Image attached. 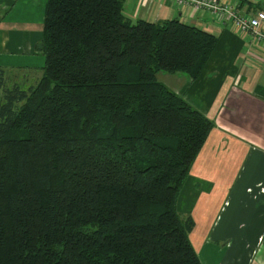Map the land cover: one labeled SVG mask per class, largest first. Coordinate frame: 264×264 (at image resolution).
<instances>
[{
    "label": "trees",
    "instance_id": "obj_1",
    "mask_svg": "<svg viewBox=\"0 0 264 264\" xmlns=\"http://www.w3.org/2000/svg\"><path fill=\"white\" fill-rule=\"evenodd\" d=\"M123 0H46L40 75L0 67V264H201L179 191L212 120L156 79L217 37Z\"/></svg>",
    "mask_w": 264,
    "mask_h": 264
},
{
    "label": "crops",
    "instance_id": "obj_2",
    "mask_svg": "<svg viewBox=\"0 0 264 264\" xmlns=\"http://www.w3.org/2000/svg\"><path fill=\"white\" fill-rule=\"evenodd\" d=\"M215 1L239 12L264 9V0ZM45 2L0 0V67L5 72L42 66L35 45ZM122 6L133 19L177 18L217 37L195 80L175 73L161 81L213 122L179 191L177 209L193 221L188 238L201 264H264V177L246 194L251 204L242 205L232 194L238 188L234 184L254 172L255 157L264 174V45L251 43L246 33L205 10L178 9L163 0H123Z\"/></svg>",
    "mask_w": 264,
    "mask_h": 264
},
{
    "label": "built area",
    "instance_id": "obj_3",
    "mask_svg": "<svg viewBox=\"0 0 264 264\" xmlns=\"http://www.w3.org/2000/svg\"><path fill=\"white\" fill-rule=\"evenodd\" d=\"M175 8L190 11H208L217 21H229L235 32L246 33L251 43L264 45V9L253 12H239L232 5L215 0H163Z\"/></svg>",
    "mask_w": 264,
    "mask_h": 264
},
{
    "label": "rangeland",
    "instance_id": "obj_4",
    "mask_svg": "<svg viewBox=\"0 0 264 264\" xmlns=\"http://www.w3.org/2000/svg\"><path fill=\"white\" fill-rule=\"evenodd\" d=\"M41 61H42V59H41ZM34 71L33 70H32V72H30L29 70H27V71L26 70H23V71L22 70L21 71H6L5 72L6 79H7L6 82L7 83H10L12 81L20 82L23 80V83L25 86L31 85L36 81V79L40 75L39 68H37V70H34ZM163 76H165V73H162V72L156 73V79L159 81L164 80ZM260 161L261 160H259L258 157H255L253 160L252 166H251V170H254V172L253 173L250 172L251 174L247 173L246 175H243V177L240 178L236 184H234V187H238V188L236 189V192H233L232 194H237L236 199L239 200L238 202H241L242 205H248V204H251L253 202V200L250 197H248L246 194H250L249 188L252 187L251 185L255 184L256 180L264 177V174L262 173V168L259 167V164H261ZM254 166H256V167L254 168ZM246 188L248 191L245 192ZM181 194H182V192H181ZM238 194H239V196H238ZM178 212L181 216L187 215V213L182 214V212L179 208H178Z\"/></svg>",
    "mask_w": 264,
    "mask_h": 264
}]
</instances>
